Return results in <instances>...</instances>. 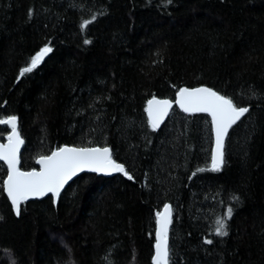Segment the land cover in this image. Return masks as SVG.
<instances>
[{"label":"trees","instance_id":"1","mask_svg":"<svg viewBox=\"0 0 264 264\" xmlns=\"http://www.w3.org/2000/svg\"><path fill=\"white\" fill-rule=\"evenodd\" d=\"M200 86L249 109L220 171L208 115L174 106L156 130L147 115L150 99ZM13 115L21 170L64 146L108 147L133 179L83 174L17 216L0 162V264H152L167 204L169 264H264V0H0V119ZM10 132L0 124L1 143Z\"/></svg>","mask_w":264,"mask_h":264},{"label":"snow or ice","instance_id":"2","mask_svg":"<svg viewBox=\"0 0 264 264\" xmlns=\"http://www.w3.org/2000/svg\"><path fill=\"white\" fill-rule=\"evenodd\" d=\"M94 19L93 16L84 21L81 28L85 29ZM85 43H91V41L85 40ZM51 51V47L42 48L19 75L23 77L26 73H31ZM177 96L176 103L185 113L199 112L211 116V123L215 132V149L211 159V170L220 171L224 165L223 144L228 130L249 109L237 106L231 98L207 87L182 88L178 91ZM171 107L172 102L169 100L153 99L149 101L147 111L153 130H156L163 122ZM0 124H8L12 128V135L8 136V144H0V160L7 164L8 175L4 187L17 216L20 215L21 204L33 197H43L52 193L58 198L64 185L79 172L90 171L105 175L118 172L127 176L129 180L133 179L125 170L124 165L117 163L112 158V151L108 147H63L52 152L51 155L42 156L37 160V163L42 166V171H21L19 148L23 144V140L18 131L17 117L13 115L7 119H0ZM203 170L200 169V171ZM232 212L231 207L227 208V219L231 218ZM156 217L159 227L156 232L154 264H169L168 232L172 223L171 206H165L164 212H158ZM216 224L215 234L227 236L226 219H218ZM206 243L211 244L212 241L207 240Z\"/></svg>","mask_w":264,"mask_h":264},{"label":"water","instance_id":"3","mask_svg":"<svg viewBox=\"0 0 264 264\" xmlns=\"http://www.w3.org/2000/svg\"><path fill=\"white\" fill-rule=\"evenodd\" d=\"M48 55H49V53L44 57V59H43L42 62H44V61L47 59ZM200 87H206V86H200ZM182 88H188V87H182ZM182 88H181V89H182ZM195 88H199V87H195ZM207 88H209V87H207ZM189 89H194V88H189ZM153 99H156V100H168V99H160V98L154 97V98L150 99L149 101H151V100H153ZM177 99H178V96L176 95V99H175L174 102L171 101V100H169V101L172 102V107H171V109L169 110L168 115L164 117L163 122L159 125V127H158L157 129H160V128L164 125V123L167 121V119H168V117H169V115H170V112L172 111V109H173L174 106H176V107H178V108L180 109L179 105L176 103ZM148 106H149V102L147 103V109H148ZM180 110L183 111L182 109H180ZM183 112H184V111H183ZM184 113H185V112H184ZM187 114H206V115H208L207 113H199V112H198V113H187ZM246 114H247V113H245L244 116H242V117L240 118V120H238L235 124H233V125L231 126V128H229V130H228V134H227V136H226L225 139H224L223 152H224V147H225L226 140H227V138H228V135H229L231 129H232L237 123H239V122L245 117ZM147 115H148V111H147ZM208 116L211 118L210 115H208ZM148 118H149V115H148ZM211 119H212V118H211ZM149 121H150V118H149ZM6 125H8V124H6ZM17 125H18V131H19V123H18V121H17ZM8 126H9L10 129H11V132H10V134H9V136H10V135H12V128H11L10 125H8ZM213 132H214V127H213ZM19 134H20V131H19ZM20 137H21V139L23 140V144L20 145V148H19V160L21 159V153H22V149H23V146H24V139L22 138L21 134H20ZM0 144H5V145H6V144H8V140H7V142H5V143H1V142H0ZM64 147H73V146H64ZM62 148H63V147H62ZM78 148H79V147H78ZM99 148H103V147H99ZM214 149H215V132H214V147H213V152H214ZM38 160H39V159H38ZM0 162L4 163V164L6 165V167H7V164H6L4 161L0 160ZM20 163H21V161H20ZM37 166H38V168L35 169V171H38V172H39V171H42V166H41L40 164H38V163H37ZM19 167H20V164H19ZM20 170H21V169H20ZM21 171H23V170H21ZM32 171H33V170H32ZM25 172H29V171H25ZM83 174H95V175H98V176L103 177V178H112V177H115V176L120 175V174H122V173L113 172V173L110 174V175H105V174H103V173L90 172V171L79 172V173H77L75 176H73V177H72V178H71V179H70V180L64 185V187H63V188L61 189V191H60V195H59L58 198L55 197L52 193H48L47 195H45V196H43V197H33V198L27 200L26 202L36 201V200H41V199H43V198H45V197H48V196H52V197L54 198L55 201H58V200L60 199L61 194L65 191V189H66V188H67V187H68V186H69L74 180H76L78 177H80V176L83 175ZM6 179H7V178H6ZM6 179H5V181H6ZM4 194H5V196L7 197V199L9 200V202H10V204H11V200H10V198L7 196V191H6V188H5V187H4ZM22 204H23V203H22ZM22 204H21V207H22ZM11 206H12V204H11ZM166 206H169V204H167ZM12 207H13V206H12ZM13 209H14V208H13ZM164 209H165V207L162 209L161 213L164 212ZM171 210H172V207H171ZM14 212H15V211H14ZM20 213H21V212H20ZM172 220H173V211H172ZM171 226H172V223H171V225H170V227H169V232H168V244H169V235H170ZM158 227H159V226H158V224H157L156 232H157ZM154 251H155V247H154ZM154 255H155V252H154ZM153 258H154V257H153ZM152 264H154V260H153Z\"/></svg>","mask_w":264,"mask_h":264},{"label":"bare ground","instance_id":"4","mask_svg":"<svg viewBox=\"0 0 264 264\" xmlns=\"http://www.w3.org/2000/svg\"><path fill=\"white\" fill-rule=\"evenodd\" d=\"M170 205V204H169ZM171 206V205H170ZM173 211V210H172Z\"/></svg>","mask_w":264,"mask_h":264}]
</instances>
